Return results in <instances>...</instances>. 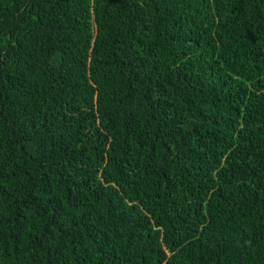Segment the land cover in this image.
<instances>
[{
    "label": "trees",
    "instance_id": "1",
    "mask_svg": "<svg viewBox=\"0 0 264 264\" xmlns=\"http://www.w3.org/2000/svg\"><path fill=\"white\" fill-rule=\"evenodd\" d=\"M0 264H264V0H0Z\"/></svg>",
    "mask_w": 264,
    "mask_h": 264
}]
</instances>
